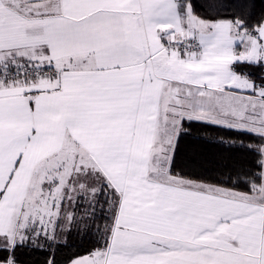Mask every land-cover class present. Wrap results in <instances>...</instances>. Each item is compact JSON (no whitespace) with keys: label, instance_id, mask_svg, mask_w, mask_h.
Wrapping results in <instances>:
<instances>
[{"label":"crops","instance_id":"1","mask_svg":"<svg viewBox=\"0 0 264 264\" xmlns=\"http://www.w3.org/2000/svg\"><path fill=\"white\" fill-rule=\"evenodd\" d=\"M239 25L180 0H0V67L55 68L0 83V248L60 220L79 167L120 201L109 245L67 264H264V149L249 192L169 171L184 119L264 136V84L233 68L264 64V21ZM186 34L190 55L169 45Z\"/></svg>","mask_w":264,"mask_h":264},{"label":"trees","instance_id":"2","mask_svg":"<svg viewBox=\"0 0 264 264\" xmlns=\"http://www.w3.org/2000/svg\"><path fill=\"white\" fill-rule=\"evenodd\" d=\"M205 20H232L253 29L264 21V0H180ZM233 68L264 84V64L237 62ZM264 136L251 130L198 119H184L176 140L171 174L243 192L263 179ZM119 195L106 181L96 199L78 204L66 229L40 232L12 248H0V264H67L109 245ZM76 205V206H77ZM75 206V205H74ZM65 225V224H64ZM62 235V238L59 237Z\"/></svg>","mask_w":264,"mask_h":264},{"label":"rangeland","instance_id":"3","mask_svg":"<svg viewBox=\"0 0 264 264\" xmlns=\"http://www.w3.org/2000/svg\"><path fill=\"white\" fill-rule=\"evenodd\" d=\"M228 126V125H226ZM181 130V128H180ZM179 130V132H180ZM179 132L177 135V138L179 136ZM176 138V140H177ZM169 143H171L170 141H167V144L163 145V149L165 151L164 154H162L161 156H159V158L157 159V161L159 162V165L161 166L162 164L166 165V162L168 161V156H167V151L169 148ZM176 145V141L174 143V147H173V152H174V148ZM171 149V148H170ZM173 156V155H172ZM76 171H78L75 175H74V181H72V192L70 194V198L71 201H68L66 199V193L64 195V197L60 196V200H57V204H53V206H51V209L55 210V216H59L60 220H45L43 222V232H46L51 234L52 236L55 234V230L56 227H58L60 230L66 229L68 224L70 222H66V219L69 220L70 218H72L73 215V210L75 208L79 209V205L78 204H89L90 202H93L94 199H96V195L98 194V192L100 191V189L102 188V186L106 183L105 178L102 176V174L100 172H98L97 170H95L94 168L92 169H86V168H79L77 167ZM61 176V175H60ZM66 191V188L64 190H60V192H62V194ZM67 192V191H66ZM120 198V197H119ZM75 205V206H74ZM77 205V206H76ZM65 224V225H64ZM22 225V222H21ZM40 227L37 226V230H39ZM23 230V225H22V229ZM59 237L62 238V235H60ZM15 242L18 243L22 240L18 238H14ZM22 242V241H21ZM13 246V245H12ZM12 248V247H10Z\"/></svg>","mask_w":264,"mask_h":264},{"label":"built area","instance_id":"4","mask_svg":"<svg viewBox=\"0 0 264 264\" xmlns=\"http://www.w3.org/2000/svg\"><path fill=\"white\" fill-rule=\"evenodd\" d=\"M169 45L187 55L200 49L199 41L193 34L172 38ZM54 75L55 68L52 65L34 61L14 65L4 64L0 67V83L15 80H22L27 83L34 80L47 81Z\"/></svg>","mask_w":264,"mask_h":264}]
</instances>
